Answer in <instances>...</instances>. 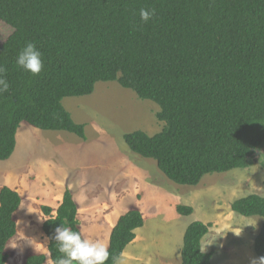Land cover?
Listing matches in <instances>:
<instances>
[{
  "label": "trees",
  "instance_id": "trees-1",
  "mask_svg": "<svg viewBox=\"0 0 264 264\" xmlns=\"http://www.w3.org/2000/svg\"><path fill=\"white\" fill-rule=\"evenodd\" d=\"M141 9H155V15L144 23ZM0 21L12 29L0 44L9 83L0 94V162L13 154L21 123L85 141L84 125L62 100L89 96L98 82H116L158 106L161 131H134L123 141L177 185L196 186L205 175L245 169L264 146V0H0ZM28 42L42 53L38 75L16 64ZM20 203L16 192L0 189V264L8 260ZM230 210L263 220L253 251L264 256V198L237 199ZM41 211L46 250L56 258L54 228L63 224L80 232L78 207L65 190L55 211ZM177 211L192 213L190 207ZM142 226L136 210L118 218L106 264L121 258ZM209 226L195 221L185 229L180 264H211L212 253L201 248ZM45 260L33 254L23 264Z\"/></svg>",
  "mask_w": 264,
  "mask_h": 264
},
{
  "label": "rangeland",
  "instance_id": "rangeland-1",
  "mask_svg": "<svg viewBox=\"0 0 264 264\" xmlns=\"http://www.w3.org/2000/svg\"><path fill=\"white\" fill-rule=\"evenodd\" d=\"M11 34L0 21V44ZM62 105L84 125L85 141L21 123L13 154L0 162V189L6 187L21 199L13 216L17 232L5 249L6 264H23L33 254L47 259L41 208L55 211L65 190L78 207V226L86 239L108 244L120 216L130 210L140 213L143 226L134 231L122 264H180L184 231L195 221L210 225L201 248L212 253L211 264H249L257 258L253 242L263 220L234 214L230 205L252 195L264 198V146L254 151L245 169L180 186L123 141L124 134L134 131L149 136L161 131L157 105L139 100L116 82H98L91 95L65 98ZM179 206L190 207L192 213L181 215Z\"/></svg>",
  "mask_w": 264,
  "mask_h": 264
},
{
  "label": "clouds",
  "instance_id": "clouds-1",
  "mask_svg": "<svg viewBox=\"0 0 264 264\" xmlns=\"http://www.w3.org/2000/svg\"><path fill=\"white\" fill-rule=\"evenodd\" d=\"M155 15V9H141V21L147 23ZM16 64L32 75H38L43 69L42 53L33 42H28L18 53ZM4 67L0 66V94L7 92L9 83L4 78ZM52 239L59 255L52 258L47 252L45 264H106L110 259L108 246L102 241L82 237L81 232L74 231L63 224L54 228ZM47 251V250H45ZM113 264H122L119 257L112 256ZM249 264H264V256L250 258Z\"/></svg>",
  "mask_w": 264,
  "mask_h": 264
}]
</instances>
